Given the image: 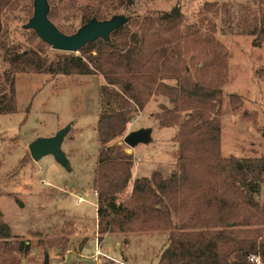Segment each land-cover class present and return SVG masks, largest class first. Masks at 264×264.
I'll list each match as a JSON object with an SVG mask.
<instances>
[{"label": "trees", "instance_id": "obj_1", "mask_svg": "<svg viewBox=\"0 0 264 264\" xmlns=\"http://www.w3.org/2000/svg\"><path fill=\"white\" fill-rule=\"evenodd\" d=\"M19 1L0 0V113L16 111L14 74L18 72L100 74L105 80L92 182L97 232L167 230L155 264H256L252 257L264 264V202L256 200L264 178V156L221 154L222 89L218 81H197L183 68L177 41L183 24L179 6L141 19L126 14L129 21L113 31L109 41L96 39L78 54L56 50L49 59L45 52L49 46L32 29L22 28L32 15V0H23L26 21L21 28L29 34L28 41L36 42L35 47L14 50L8 45L5 19ZM48 3L51 20L55 6L53 0ZM221 8L228 9L217 1H206L199 10L200 20L206 21L210 31V15ZM259 8L255 45L264 37V7ZM100 15L84 6L79 20L83 24L92 17L101 19ZM247 22L243 14L236 24L244 28ZM206 40L211 43L214 38ZM213 54L218 79L223 61L217 49ZM153 94L165 96L171 104L161 103L154 117L160 127L178 128L177 168L167 177L153 171L149 177L133 180L132 155L111 142L124 133ZM231 99L235 106L239 104L234 95ZM130 184L128 198L119 200ZM30 244L12 233L0 209V264H19Z\"/></svg>", "mask_w": 264, "mask_h": 264}, {"label": "rangeland", "instance_id": "obj_2", "mask_svg": "<svg viewBox=\"0 0 264 264\" xmlns=\"http://www.w3.org/2000/svg\"><path fill=\"white\" fill-rule=\"evenodd\" d=\"M206 1H217L220 7L222 4L228 7L210 15L213 31L198 16ZM19 2L5 19V39L14 50L36 45L27 40L29 34L21 28L26 13L22 9L25 2ZM53 2L56 16L51 20L66 34L81 25L79 17L84 6L98 10L101 19L120 13L141 19L178 5L183 24L177 41L183 68L197 81H218L222 89L221 154L264 156V37L259 44H254L260 31L262 9L259 7H264V0ZM243 14L247 15L250 25L245 24L244 28L241 21H238L240 27L236 24ZM206 37H213L214 41L208 43ZM215 49L223 61L218 79L217 69L212 64ZM45 52L49 59L56 54L51 47ZM104 84L100 74H14L16 111L0 113V209L12 233L31 243L19 264H44L45 257L48 264H94L90 258L93 241L103 238L100 250L109 258L100 255V264L104 261L117 264L115 259L122 260V256H128L134 264H155L164 246L167 230L112 232L105 236L97 232L92 182L99 146L96 124ZM232 95L239 101L237 106L231 103ZM161 103L171 106L165 96L153 94L124 133L111 142L122 145L124 151L132 155L133 180L142 175L149 177L153 171L167 177L177 168L175 134L178 128L158 125L154 114L160 110ZM139 128L151 130L150 141L134 147L126 145L123 137ZM57 132L62 133L60 148L67 166L57 162L51 154L32 159L29 143ZM131 187L132 184L119 195V200L128 198ZM256 200L264 202V178ZM79 239L87 244L82 250L85 257H78L74 250H79ZM66 243L71 247L68 253L62 248ZM252 260L259 264L256 258Z\"/></svg>", "mask_w": 264, "mask_h": 264}, {"label": "water", "instance_id": "obj_3", "mask_svg": "<svg viewBox=\"0 0 264 264\" xmlns=\"http://www.w3.org/2000/svg\"><path fill=\"white\" fill-rule=\"evenodd\" d=\"M32 7V15L22 25V28L32 29L40 40L54 50L73 53H77L81 47L96 39L109 41L110 34L125 25L130 19L128 15L121 13L113 14L105 19L92 17L81 24L74 32L66 34L60 31L49 19L48 0H33ZM150 132L149 128L132 130L123 137V142L130 147H134L138 143H147L151 139ZM62 140L61 132L49 137H38L29 143V154L34 160H38L46 154H51L57 162L67 166L66 156L60 148ZM44 264H48L47 257L44 259Z\"/></svg>", "mask_w": 264, "mask_h": 264}, {"label": "crops", "instance_id": "obj_4", "mask_svg": "<svg viewBox=\"0 0 264 264\" xmlns=\"http://www.w3.org/2000/svg\"><path fill=\"white\" fill-rule=\"evenodd\" d=\"M111 234L112 233H105L104 236L105 235H111ZM103 239H101V245H100L101 248H102V245H103V242H104ZM77 243H78V249L79 250H77L76 248H74L75 252L78 254L77 256L78 257H82V256L85 257V255H83V253H82V250L87 245L86 242L83 241V239H81ZM115 245L118 246V242L117 241L115 242ZM62 248H64V249L66 248V250H65L66 253L70 252V250H71V247L69 246V243H66V246H63ZM94 251H95V241H93V252H92V257H90V258H92V261H93L94 264H100V258L99 257H97V259H94L93 258ZM104 256H107V255H104ZM107 257L109 258V256H107ZM115 261L117 262V264H130V263L131 264H134V262L132 261V259H130L128 256H122V260L115 259ZM79 262H81V261H79ZM104 264H107V263L104 261Z\"/></svg>", "mask_w": 264, "mask_h": 264}, {"label": "built area", "instance_id": "obj_5", "mask_svg": "<svg viewBox=\"0 0 264 264\" xmlns=\"http://www.w3.org/2000/svg\"><path fill=\"white\" fill-rule=\"evenodd\" d=\"M96 235H98V234H96ZM100 245H101V240L96 239L95 240V251H94V254H93V258L94 259H97V257H99L100 255H105L104 253L101 252ZM256 260H258V259L256 258Z\"/></svg>", "mask_w": 264, "mask_h": 264}]
</instances>
